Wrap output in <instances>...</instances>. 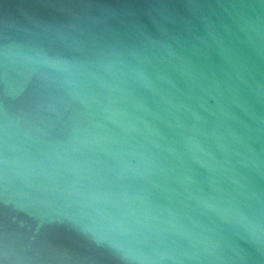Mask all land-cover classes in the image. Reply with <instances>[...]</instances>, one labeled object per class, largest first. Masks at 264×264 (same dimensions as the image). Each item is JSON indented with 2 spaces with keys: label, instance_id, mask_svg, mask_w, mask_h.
<instances>
[{
  "label": "water",
  "instance_id": "95a60500",
  "mask_svg": "<svg viewBox=\"0 0 264 264\" xmlns=\"http://www.w3.org/2000/svg\"><path fill=\"white\" fill-rule=\"evenodd\" d=\"M0 264H264V0H0Z\"/></svg>",
  "mask_w": 264,
  "mask_h": 264
}]
</instances>
